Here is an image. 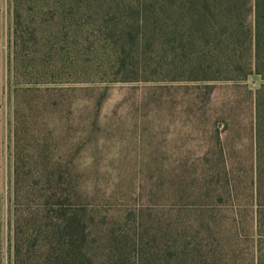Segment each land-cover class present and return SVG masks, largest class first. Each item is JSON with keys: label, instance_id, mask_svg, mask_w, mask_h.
<instances>
[{"label": "rangeland", "instance_id": "rangeland-1", "mask_svg": "<svg viewBox=\"0 0 264 264\" xmlns=\"http://www.w3.org/2000/svg\"><path fill=\"white\" fill-rule=\"evenodd\" d=\"M109 7L110 0L22 2L24 24L45 14L43 31L59 36L54 55L59 64L46 69L20 64L15 70L10 59L13 1L0 0V264H15L17 259L21 264H39L43 245L34 250L26 242L17 244L14 230L15 198L23 210L26 202L21 198L35 174L66 178L70 166L71 175L85 176L81 181L89 182L92 193L95 239L125 229L132 240L135 227L125 228L118 217L133 208L141 210L146 204L143 197L140 203L135 200L147 194L151 180H156L161 192L170 191L164 179L181 174V164L187 162L195 172L201 159L217 158L218 138L228 137L238 161L250 155L252 114L246 93L259 87L258 78L238 89L219 83L210 92L172 81L155 71L168 62H160L163 52L158 40L147 44L146 59L138 50V70L127 77L128 69L124 72L105 42L106 29H121L118 22L108 20ZM141 68L148 69L151 77L143 76ZM31 84L58 92L21 90ZM104 193L110 199L100 197ZM241 205L248 208L249 217L244 224L240 220V235L211 245L222 254L218 264H254L259 242L253 227L248 232L254 224L253 207L241 201L229 210L234 215ZM116 236L91 245L92 264L136 261L132 242Z\"/></svg>", "mask_w": 264, "mask_h": 264}, {"label": "trees", "instance_id": "trees-1", "mask_svg": "<svg viewBox=\"0 0 264 264\" xmlns=\"http://www.w3.org/2000/svg\"><path fill=\"white\" fill-rule=\"evenodd\" d=\"M12 1L10 59L15 70L20 64L40 69L57 66L59 61H55L54 55L59 36L53 31H43L45 14L24 24L20 9L22 2L55 0ZM136 2L110 0L106 13L108 20L121 25L119 31L106 29L104 34L108 52L113 53L124 72L128 69L127 77L138 70L135 64L138 50H142L140 57L145 58L150 53L147 44L158 40L157 47L168 57L161 54L160 62L163 59L168 62L155 71H162L172 81H184L196 85L190 86L196 90L210 92L219 83L238 89L250 79L258 78L259 87L246 93L252 114L250 155L243 162L238 161L228 137L225 142L218 138L217 158L199 160L198 172L187 162L181 164V174L164 179L170 191L161 192L156 180H151L147 194L142 193L135 200L140 203L138 200L143 197L146 204L141 210L133 208L118 217L125 228L135 227L132 240L125 229L119 234L111 231L109 238L95 239L92 193L89 182L84 185L81 181L85 176L71 175L70 166L66 178L35 174L28 182L25 198H21L26 202L23 210L15 198V241L26 242L32 249L41 243L39 264H92L91 245L103 239L114 240L115 235L132 242L133 251L138 254L132 264H218L222 254L212 250L211 245L221 238L229 240L240 235V222L244 224L249 217L248 208L241 205L234 215L229 209L243 201L253 207L254 224L251 222L248 232L253 227V236L259 242L256 252L260 254L256 253L254 264H264V0ZM135 4L140 7L136 9ZM136 47L139 48L134 50ZM140 71L151 77L148 69ZM21 90L34 94L58 92L57 88H40L37 84ZM226 129L229 133L230 128ZM14 170L18 187V167ZM106 196L104 193L100 197ZM101 217L106 220L107 214ZM19 253L17 248L16 259ZM109 259L108 255L106 260ZM15 264H21L20 260Z\"/></svg>", "mask_w": 264, "mask_h": 264}]
</instances>
